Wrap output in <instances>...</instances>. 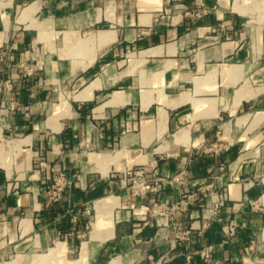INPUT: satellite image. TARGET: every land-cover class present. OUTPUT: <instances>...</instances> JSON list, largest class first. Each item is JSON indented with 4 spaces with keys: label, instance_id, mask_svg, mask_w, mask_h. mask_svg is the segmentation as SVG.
I'll list each match as a JSON object with an SVG mask.
<instances>
[{
    "label": "crops",
    "instance_id": "1",
    "mask_svg": "<svg viewBox=\"0 0 264 264\" xmlns=\"http://www.w3.org/2000/svg\"><path fill=\"white\" fill-rule=\"evenodd\" d=\"M207 1L0 0V264H264V0Z\"/></svg>",
    "mask_w": 264,
    "mask_h": 264
},
{
    "label": "built area",
    "instance_id": "2",
    "mask_svg": "<svg viewBox=\"0 0 264 264\" xmlns=\"http://www.w3.org/2000/svg\"><path fill=\"white\" fill-rule=\"evenodd\" d=\"M215 9V6H210L208 4L207 0H192V6L188 8V10L185 12L186 15L190 16L194 20H199L203 18L204 16L208 15L212 10ZM11 50L8 46V44L0 46V65L7 62V60L10 58ZM17 70V72H16ZM31 69L26 65V62H20L16 65L15 72L11 74H0V96L6 94L7 92H10L14 89L15 84L17 81H19L22 77L30 75ZM12 108L15 107L13 104L11 106ZM211 150L218 151L220 150L221 146L218 143H212L209 147ZM130 175L134 176V181L137 182V178L143 175L144 170L143 168H138L135 170H130L128 172ZM188 176V171L184 170L181 171L179 174L175 175L169 180L160 179L156 180L154 185H143L141 183H138L137 186V192H143L144 189L148 188L150 190H158L165 184H183L184 180ZM69 178L64 173H58L54 175L52 184L47 188L46 192L49 194L51 201H58L61 200L64 195V190L66 189ZM196 194L190 195V196H184L181 198L176 204H174L171 208L165 207L164 204L155 202L152 205V212L157 215H169L172 224H173V233L174 238L178 240H188L189 239V231L185 229L183 222L181 220L182 215L184 212L188 210V206L190 204H193L195 200ZM224 199H222L220 202H218L214 208V210L217 212L219 208L224 204ZM237 231V223L235 220H232L227 234L228 236L232 237L236 234ZM85 235H82L84 237ZM81 237V235H79ZM211 252H212V246L205 247L200 250V255L207 264H214L211 262ZM188 260L191 258L190 255L187 256Z\"/></svg>",
    "mask_w": 264,
    "mask_h": 264
}]
</instances>
